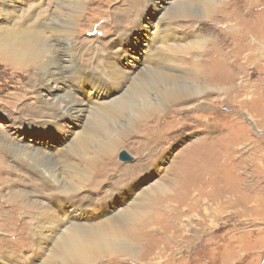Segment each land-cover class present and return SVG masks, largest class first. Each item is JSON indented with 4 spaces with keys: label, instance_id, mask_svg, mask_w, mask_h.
Wrapping results in <instances>:
<instances>
[{
    "label": "rangeland",
    "instance_id": "obj_1",
    "mask_svg": "<svg viewBox=\"0 0 264 264\" xmlns=\"http://www.w3.org/2000/svg\"><path fill=\"white\" fill-rule=\"evenodd\" d=\"M21 1H15L16 10L27 7ZM44 1L30 0L29 6L52 9L55 0ZM163 1L86 0L70 52L77 63L101 74L107 52L119 55L125 68L139 60L133 76L149 73L157 79L160 72H173L176 80H182L176 82L186 87L196 79L193 68L208 65V75H203L209 84L205 94L174 103L129 133L112 155L97 161L96 185L82 189L72 202L61 200L66 210L79 205L73 213L83 216L80 221L86 224L109 221L123 211L128 218L115 226V232L119 237L124 233L137 252L105 254L88 263L52 259L53 236L50 242H38L23 213L15 223L9 221L17 213L4 200L7 187L0 189V215L7 220L0 226V264H264V0H212L213 12L226 13L224 18L201 15L210 0H167L172 4L166 5L168 9L162 8ZM159 25L167 28L157 31L152 43L151 28ZM182 46H188L184 65L170 50ZM66 57L68 53L62 56ZM5 68L0 65V134L11 135L27 149L51 154L58 174L73 172L69 162L80 161L71 148L92 119L81 126L76 124L79 119L69 123L71 136L50 125L43 134L42 103L52 83L34 87L35 80L25 78L21 86L9 81L11 69ZM220 77L230 81L221 85L231 87L214 92ZM127 86L100 96L114 93L103 99L109 102ZM125 124L119 121L116 126L121 130ZM122 150L130 160L118 158ZM19 172H25L23 181H39L31 170L19 168ZM2 174V183L17 177L12 171ZM51 189L35 193L56 211L59 202L48 201L56 200Z\"/></svg>",
    "mask_w": 264,
    "mask_h": 264
},
{
    "label": "bare ground",
    "instance_id": "obj_2",
    "mask_svg": "<svg viewBox=\"0 0 264 264\" xmlns=\"http://www.w3.org/2000/svg\"><path fill=\"white\" fill-rule=\"evenodd\" d=\"M15 1L0 0V65L5 66V70L11 69L9 81L14 80L23 86L25 78L28 82L33 79L36 83L34 87L52 83L46 88V97L42 103L43 109H45L44 114L41 113L43 115L41 118L44 121L41 125V129L44 130L43 134L48 133L45 127L50 125L57 133L63 132L66 136H71L74 132L69 128L71 125L68 127V124L73 123L75 119H79L76 121L78 126L91 119L93 123L91 122L90 126L83 128L84 130L82 129L83 131L81 130V133L76 135V146L71 148V151L77 154L81 165L69 162V166L74 171L68 172L66 175L58 174L53 170L51 154L27 149L22 142L16 141L11 135L0 134V175L8 171L17 175L15 179L7 177L3 179L4 183L0 182L2 185L0 189L9 187L8 198L4 200L13 208L11 211L17 213L11 216L9 221L15 223L18 213H23L28 217L26 226L31 227L28 230H33V235L36 240H39L38 242H50L54 237L55 249L52 252V259L88 263L105 254L134 255L137 252V246L125 239L124 233H120L119 237L115 232V226L122 224L128 218L123 211L109 217V221L103 220L97 225L86 224L80 221L83 216L76 212L73 213L79 208V205H72L73 208L66 210L60 206L61 200L64 198L72 202L75 199L74 196H77L82 189L96 185L94 171L97 161L104 156L112 155L129 133L141 129L140 127L153 116L163 115L174 103L205 94L209 84L204 81L206 79L203 75H208L205 72L208 65L204 62L202 67L198 65L194 67L192 74L196 79L189 81V85L186 87L181 84L182 82H176L182 80L179 77L176 80L177 77L173 75V72V74L168 71L160 72L156 74L159 75L157 79H154L149 73L133 76L139 60L130 62L129 66L125 68L117 58L119 55L113 56L107 52L102 61L105 70L101 74L102 72L99 73L91 66L84 67L77 63L75 56L70 53L75 45L72 40L75 27L86 0H55L52 9L51 7L42 8L41 5L29 6L30 0H23L22 4L27 7L19 6L18 10L21 13H16L18 10L14 5ZM45 2L49 4L50 0L44 1L43 4ZM168 3L171 4L164 0L162 8L166 9ZM213 4L212 0L206 1L201 15L212 17L219 14L222 15L221 18L227 16L221 11L213 12ZM166 28L160 27V25L151 28L153 29L151 32L152 43L157 38V31L163 32ZM164 38H168V35ZM122 48L125 47L122 45ZM187 48L182 46L170 49L178 53L180 65L187 63V57L183 55ZM116 50H119L120 54L121 50ZM146 51L148 52V50ZM66 53H68V57L62 58ZM232 54L235 57V53ZM229 56L231 55L229 54ZM164 59L169 60L170 56L165 55ZM229 63L230 61H228ZM5 70L2 69L6 72ZM155 72L157 73V71ZM155 72L153 71V74ZM187 74H190V70ZM131 80L133 81L128 87L126 84ZM219 81L218 85L212 87L214 92L220 93L229 90L231 86L221 85L223 82L226 83L227 78L220 77ZM229 83L230 81L226 84L230 85ZM125 86L128 89L126 88L127 90L121 96L114 97L109 102L103 101V99L114 93L100 96L113 89L116 92L123 90ZM55 88L58 90L54 91ZM80 89L82 95L76 91ZM119 121L126 123L121 130L119 126H116ZM12 125L15 126L16 122L13 121ZM70 146L68 147L70 148ZM102 164L105 165V162ZM17 167L31 170L38 176L39 181L32 178H29L27 182L23 181L25 172L20 173ZM30 187H32L31 190ZM47 188H52L50 191L57 194L54 197L55 201L48 200L59 202V204L57 203L59 207H55L56 211L35 193H43ZM4 222L7 220L0 215V226H3ZM138 251L140 252V248Z\"/></svg>",
    "mask_w": 264,
    "mask_h": 264
},
{
    "label": "water",
    "instance_id": "obj_3",
    "mask_svg": "<svg viewBox=\"0 0 264 264\" xmlns=\"http://www.w3.org/2000/svg\"><path fill=\"white\" fill-rule=\"evenodd\" d=\"M118 158L122 161H128L131 159V156L125 150H122L119 152Z\"/></svg>",
    "mask_w": 264,
    "mask_h": 264
}]
</instances>
